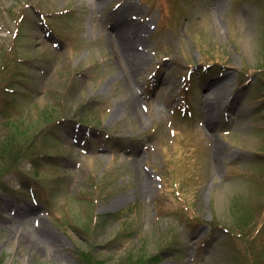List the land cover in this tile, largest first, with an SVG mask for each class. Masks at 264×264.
<instances>
[{"label": "rangeland", "instance_id": "1", "mask_svg": "<svg viewBox=\"0 0 264 264\" xmlns=\"http://www.w3.org/2000/svg\"><path fill=\"white\" fill-rule=\"evenodd\" d=\"M145 260L264 264V0H0V264Z\"/></svg>", "mask_w": 264, "mask_h": 264}, {"label": "bare ground", "instance_id": "2", "mask_svg": "<svg viewBox=\"0 0 264 264\" xmlns=\"http://www.w3.org/2000/svg\"><path fill=\"white\" fill-rule=\"evenodd\" d=\"M216 7L217 8L220 7V2H217ZM120 20H122L121 21L122 23L126 24L122 29L119 28V24L121 22L120 23H118V22ZM129 25H130V21L128 19H126L125 16L120 15L111 27L112 31L114 32L113 34L115 35V37H113V36L110 37V40L114 41L116 49H121V51H122V55H123L122 60L124 63L122 65V68L125 72V75L128 79V82L130 83L129 85H131V87H132L135 106L137 107V110L139 112L138 104L136 102L139 99V94H138V92H136L133 82L137 83L136 81H134V79H135L138 71H140L141 66L145 62L146 55H145V53H142L139 50L133 49V47H137V43H135L136 35L134 36L133 33L128 31L131 28V27H129ZM126 29H128V30H126ZM118 36H120V38ZM117 37H118V39H117ZM130 51H131V53L132 52L133 53L128 54ZM210 92L213 95H215V100L210 102L207 105V106H209V110L205 116L207 127H211V115H212L211 111L215 110V108L217 107V103L220 105V108L222 107V105H223L222 99L227 95L228 91H227V86L219 84V85H215ZM223 153H224L223 145L220 144L217 140H215L214 155L219 156V155H222ZM148 182H149V179L145 178V182H144L145 183L144 184L145 193L149 191Z\"/></svg>", "mask_w": 264, "mask_h": 264}, {"label": "trees", "instance_id": "3", "mask_svg": "<svg viewBox=\"0 0 264 264\" xmlns=\"http://www.w3.org/2000/svg\"><path fill=\"white\" fill-rule=\"evenodd\" d=\"M238 229H240L239 230V233L240 234H243L244 232H245V225H243V224H240V227H238ZM163 248H167V250H170V249H173V246L170 244V243H168L167 241H166V245H164V247ZM146 256V255H145ZM147 257V256H146ZM155 258V254L153 255V259ZM143 259H145V257H143ZM155 260V259H154ZM147 263V260H145V261H143L142 262V264H146ZM89 264H95V263H89ZM131 264H135L134 262H132ZM149 264V263H148Z\"/></svg>", "mask_w": 264, "mask_h": 264}]
</instances>
